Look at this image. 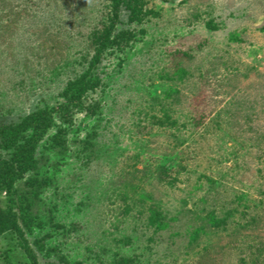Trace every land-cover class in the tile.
Here are the masks:
<instances>
[{"label": "rangeland", "instance_id": "obj_1", "mask_svg": "<svg viewBox=\"0 0 264 264\" xmlns=\"http://www.w3.org/2000/svg\"><path fill=\"white\" fill-rule=\"evenodd\" d=\"M145 2L117 28L137 37L96 68L98 113L39 146L40 191L17 184L29 245L39 264H264V0ZM109 3L0 0V124L84 70ZM0 264H33L16 233Z\"/></svg>", "mask_w": 264, "mask_h": 264}, {"label": "trees", "instance_id": "obj_2", "mask_svg": "<svg viewBox=\"0 0 264 264\" xmlns=\"http://www.w3.org/2000/svg\"><path fill=\"white\" fill-rule=\"evenodd\" d=\"M109 6L112 9L107 16H102L100 28L92 31L91 44L95 54L84 70L68 78L54 102L36 108L18 121L0 124V193L6 198V206H0V235L16 233L20 246L33 264L39 263L21 224L23 221L28 225L30 218L27 212L31 210L32 202L31 199H22L17 184L29 176L32 192L40 191L42 181L36 175L39 170V146L42 144L49 149L64 147L66 134L75 117L78 114L92 116L98 113L102 104L103 84L96 68L106 53L125 49L138 35L134 28L117 29L123 22L122 14L127 15V22L131 24L142 23L149 12L145 0H110ZM169 117L165 114L153 116V119L162 126L165 121L176 126L177 121ZM161 217V213L156 211L152 223L163 226ZM222 219L212 216L211 222L217 225L224 221Z\"/></svg>", "mask_w": 264, "mask_h": 264}]
</instances>
